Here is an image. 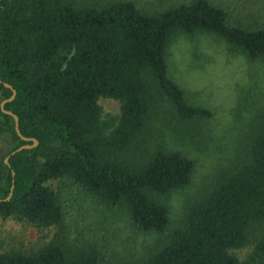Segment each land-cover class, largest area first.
<instances>
[{
    "label": "trees",
    "instance_id": "obj_1",
    "mask_svg": "<svg viewBox=\"0 0 264 264\" xmlns=\"http://www.w3.org/2000/svg\"><path fill=\"white\" fill-rule=\"evenodd\" d=\"M196 33L264 64V27L231 24L209 0L155 10L133 0H0V218L59 230L36 251L0 253V264H264V236L245 261L230 252L264 224V102L246 122L241 155L187 199L171 226L165 197L192 183L195 162L165 140L150 142L148 130L168 114L186 122L213 115L169 74L170 44ZM101 97L120 102L112 128ZM25 144L33 146L11 154ZM65 178L154 232L153 243L129 259L68 243L62 204L47 185Z\"/></svg>",
    "mask_w": 264,
    "mask_h": 264
},
{
    "label": "rangeland",
    "instance_id": "obj_2",
    "mask_svg": "<svg viewBox=\"0 0 264 264\" xmlns=\"http://www.w3.org/2000/svg\"><path fill=\"white\" fill-rule=\"evenodd\" d=\"M92 6L125 0H74ZM144 10L164 9L192 0H133ZM228 12L231 24L248 28L264 27V0H209ZM170 76L183 88L191 103L212 110L211 118L181 121L170 114L148 130L150 142L165 140L167 145L184 152L195 162L192 183L165 197L171 226L180 219L182 207L199 194L223 167L241 155L243 132L254 107L264 102V64L249 61L231 49L224 40L196 33L178 35L168 49ZM102 119L117 123L120 102L99 98ZM1 148V146H0ZM59 196L64 210L65 235L71 245H98L105 253L118 250L125 258L141 255L156 238L154 232L133 227L119 208L103 205L71 179L47 183ZM59 230L40 228L27 221L0 218V253L19 249L30 253L54 239ZM264 236V224L253 225L248 242L230 252L245 261L257 240Z\"/></svg>",
    "mask_w": 264,
    "mask_h": 264
},
{
    "label": "water",
    "instance_id": "obj_3",
    "mask_svg": "<svg viewBox=\"0 0 264 264\" xmlns=\"http://www.w3.org/2000/svg\"><path fill=\"white\" fill-rule=\"evenodd\" d=\"M6 86H8V87H10V85H8V84H5ZM14 96H15V90H13L12 91V95H11V97L8 99V100H12L13 98H14ZM5 103V101H3L2 103H1V106H3V104ZM15 130H16V132L18 133V135H20V132H19V127H18V122H17V117L15 116ZM21 136V135H20ZM22 137V139H24V140H27V138H25V137H23V136H21ZM37 144V140H35V139H33V145H36ZM33 145H22V146H20V147H18L15 151H12L11 152V154H14V153H16V152H19V151H21L23 148H30V147H32ZM8 158H9V156H7V157H5V159H4V162H5V164H8ZM9 197H10V195H9ZM8 197V198H9Z\"/></svg>",
    "mask_w": 264,
    "mask_h": 264
}]
</instances>
